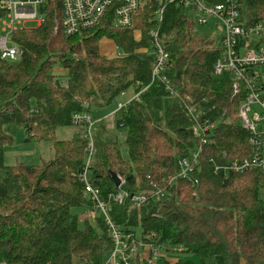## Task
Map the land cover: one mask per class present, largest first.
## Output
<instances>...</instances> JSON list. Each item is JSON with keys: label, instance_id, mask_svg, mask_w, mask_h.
Masks as SVG:
<instances>
[{"label": "trees", "instance_id": "trees-1", "mask_svg": "<svg viewBox=\"0 0 264 264\" xmlns=\"http://www.w3.org/2000/svg\"><path fill=\"white\" fill-rule=\"evenodd\" d=\"M240 2L247 24L264 21V0ZM55 10L39 28L11 36L21 51L17 62L0 59V263L107 260L113 244L105 224L79 220L87 204L79 177L88 140L78 133L57 141L55 131L70 127L74 114L116 104L132 87L135 92L145 90L120 111L118 122L114 120L113 129L126 130L123 140L101 120L91 129L93 155L87 177L101 199L119 190L148 198L139 209L128 199L111 204L112 224L144 245L161 248L162 256L152 264H197L192 256L199 264H215L216 258L223 264H264V178L255 170L223 178L207 163L219 153L229 159L249 154L237 118L241 97H232L229 75L212 74L219 57L214 42L196 35L179 9H166L161 39L168 40L170 60L164 76L176 94L172 97L162 85L150 84L151 11L140 13L128 30L102 26L65 37L53 30ZM137 30L139 43L133 40ZM103 39L124 55L108 58L100 53ZM56 65L62 75L54 74ZM190 102L199 119L213 125L210 142L201 147L198 184L178 180L169 187L178 160L199 146L195 124L186 113ZM7 125H19L26 143L48 144L51 157L38 165L5 166L4 151L13 142ZM110 174L123 181L119 190ZM157 190L164 196L154 202L150 196ZM130 264L148 263L136 254Z\"/></svg>", "mask_w": 264, "mask_h": 264}, {"label": "built area", "instance_id": "built-area-1", "mask_svg": "<svg viewBox=\"0 0 264 264\" xmlns=\"http://www.w3.org/2000/svg\"><path fill=\"white\" fill-rule=\"evenodd\" d=\"M171 6L179 9L184 18L191 22L195 33L196 28L215 27L219 57L213 65L212 74L215 77L229 75L232 80V97H241L237 118L247 135L248 156L229 159L226 153H219L215 158H209L207 163L213 167L215 175L223 178L250 170L257 171L264 178V21L247 24L240 0H222L219 3L214 0H0V59L9 63L17 62L21 51L11 40V36L18 31L27 30L25 26L29 23L35 24L34 29L39 28L53 7L58 15L53 30L60 31L65 37L85 34L102 26L128 30L133 27L138 15L147 10L151 11L149 23L152 24L147 32L148 54L152 58L150 84L162 85L169 96L175 97L176 94L164 76L170 60L166 51L168 40L161 39L165 11ZM133 40L140 42L139 30L133 34ZM122 55L124 54L119 51L114 57ZM144 90H134L132 99L124 104L116 103L112 116L131 101H138ZM123 95L124 93L121 94ZM251 105H256L260 113H251ZM186 113L195 124L194 135L199 140V146L187 157L178 160L177 173L169 181V187L178 180L194 186L198 184L201 147L210 142L207 137L211 134L213 125L207 120L199 119L195 105L191 102L186 106ZM94 123L86 112L71 117L72 125L84 127L83 136L88 140L84 167L79 177L87 204L80 213L79 220L92 224L100 220L105 224L113 248L103 264H130V258L136 254L152 264L162 256L161 248L144 245L134 239L132 234L120 231L109 219L111 204L122 205L128 199L133 208L139 209L147 204L148 198L143 194L128 196L119 190L123 181L118 177L119 192L109 195L103 201L99 190L88 181L87 174L93 155L91 129ZM163 196L164 192L157 190L150 198L158 202ZM163 251L165 252L164 249ZM171 251L181 252V249Z\"/></svg>", "mask_w": 264, "mask_h": 264}, {"label": "rangeland", "instance_id": "rangeland-1", "mask_svg": "<svg viewBox=\"0 0 264 264\" xmlns=\"http://www.w3.org/2000/svg\"><path fill=\"white\" fill-rule=\"evenodd\" d=\"M143 23V22H142ZM211 23H213V20H211ZM27 29H34L35 24L29 23L25 26ZM213 26H208L205 28H196V35L208 38L209 40L212 38V41L214 42V47H217L218 37L215 35ZM107 39H103L102 43L100 44V49L102 53L104 54H110L112 53V45L105 41ZM115 48V47H114ZM117 53L119 51L117 50ZM54 74L55 75H62L61 68L56 65L54 66ZM123 96H119L116 99V103L124 104L132 99L134 94V88H128L125 92H123ZM116 110V104H112L109 107H105L102 109H95L90 108L89 116L91 118L92 122H97L98 120H101L105 123V126L108 128V130L113 134H115L120 141L123 140L126 130L124 128L116 127V130L113 129L114 120L112 114ZM251 113H260L258 107L256 105H251L250 107ZM121 118L120 111H117L115 120L118 122ZM107 124H109L107 126ZM5 130L9 133V135L12 137V145L10 147H7L5 149L4 153V165L5 166H12L15 163H21L23 165L32 166V165H38L41 163V161L47 160L51 157V150L49 148L48 144L45 143H26L24 141V132L22 128L19 125H7L5 127ZM78 133H84V127L83 126H75L71 125L70 127H61L58 128L55 131V138L57 140H66L71 138L74 134ZM28 144V145H27ZM122 147V146H121ZM23 150V151H21ZM122 153L124 150V147H122ZM192 261L199 264L197 258L190 257ZM105 261V260H104ZM213 262L207 261L206 264H212ZM215 264H223L222 258H216L214 261Z\"/></svg>", "mask_w": 264, "mask_h": 264}, {"label": "crops", "instance_id": "crops-1", "mask_svg": "<svg viewBox=\"0 0 264 264\" xmlns=\"http://www.w3.org/2000/svg\"><path fill=\"white\" fill-rule=\"evenodd\" d=\"M110 43V42H109ZM111 44V43H110ZM112 46H113V44H111ZM116 52H117V49L116 48H114V46L112 47V53H110V54H104V53H102V51H101V49H100V53H102V54H104V55H106L108 58H112V57H114L115 55H116ZM111 120H115V116L113 117V119H111ZM98 121H100V120H98ZM109 124H107V126H108ZM113 125V124H112ZM112 128H114V126L112 127ZM57 140V139H56ZM67 140V139H66ZM57 141H63V140H57ZM28 145V144H27ZM49 148H50V146H49ZM50 150H51V148H50ZM21 151H23V150H21ZM4 153H5V151H4ZM48 160V159H47ZM47 160H45V161H47Z\"/></svg>", "mask_w": 264, "mask_h": 264}, {"label": "water", "instance_id": "water-1", "mask_svg": "<svg viewBox=\"0 0 264 264\" xmlns=\"http://www.w3.org/2000/svg\"><path fill=\"white\" fill-rule=\"evenodd\" d=\"M110 177L114 183L115 188H118L120 186V182L118 180V177L115 174H110Z\"/></svg>", "mask_w": 264, "mask_h": 264}]
</instances>
